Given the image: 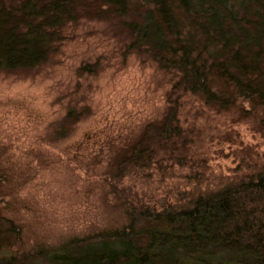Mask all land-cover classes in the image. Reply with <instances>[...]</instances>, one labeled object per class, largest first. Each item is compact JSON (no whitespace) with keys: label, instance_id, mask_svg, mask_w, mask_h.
Instances as JSON below:
<instances>
[{"label":"trees","instance_id":"1","mask_svg":"<svg viewBox=\"0 0 264 264\" xmlns=\"http://www.w3.org/2000/svg\"><path fill=\"white\" fill-rule=\"evenodd\" d=\"M82 20L115 25L129 51L170 75L162 118L92 155L104 179L119 183L158 161L186 158L184 96L237 119L255 117L264 131V0H0V73H34ZM94 66L81 65L79 74ZM79 115L69 107L54 134L64 137ZM8 158L0 151V196L15 189ZM125 215L118 226L24 250L21 225L0 210V264H264V166L184 202L139 203Z\"/></svg>","mask_w":264,"mask_h":264},{"label":"rangeland","instance_id":"2","mask_svg":"<svg viewBox=\"0 0 264 264\" xmlns=\"http://www.w3.org/2000/svg\"><path fill=\"white\" fill-rule=\"evenodd\" d=\"M118 31L107 21L82 20L64 31L61 48L34 73H0V151L16 173L0 210L21 225L24 250L118 226L128 207L178 204L264 166V131L255 117L237 119L233 110L217 113L184 96L178 117L186 158L158 161L119 183L104 179L92 155L162 118L170 88V75L129 51ZM84 64H94L93 73L79 74ZM69 107L80 115L64 137L56 136Z\"/></svg>","mask_w":264,"mask_h":264}]
</instances>
